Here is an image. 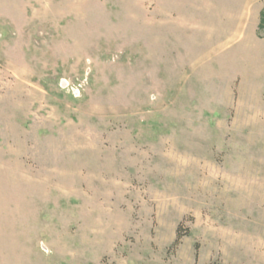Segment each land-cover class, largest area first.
<instances>
[{"label":"rangeland","instance_id":"374dc122","mask_svg":"<svg viewBox=\"0 0 264 264\" xmlns=\"http://www.w3.org/2000/svg\"><path fill=\"white\" fill-rule=\"evenodd\" d=\"M264 0H0V264H264Z\"/></svg>","mask_w":264,"mask_h":264},{"label":"trees","instance_id":"16d2710c","mask_svg":"<svg viewBox=\"0 0 264 264\" xmlns=\"http://www.w3.org/2000/svg\"><path fill=\"white\" fill-rule=\"evenodd\" d=\"M260 28H264V8L261 11Z\"/></svg>","mask_w":264,"mask_h":264}]
</instances>
